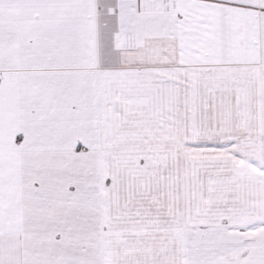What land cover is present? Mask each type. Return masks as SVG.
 Instances as JSON below:
<instances>
[{
	"label": "snow or ice",
	"instance_id": "snow-or-ice-1",
	"mask_svg": "<svg viewBox=\"0 0 264 264\" xmlns=\"http://www.w3.org/2000/svg\"><path fill=\"white\" fill-rule=\"evenodd\" d=\"M0 264H264V0H0Z\"/></svg>",
	"mask_w": 264,
	"mask_h": 264
}]
</instances>
